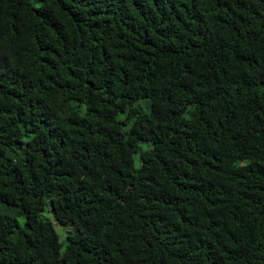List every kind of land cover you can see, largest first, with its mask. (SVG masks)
I'll list each match as a JSON object with an SVG mask.
<instances>
[{"label": "trees", "instance_id": "trees-1", "mask_svg": "<svg viewBox=\"0 0 264 264\" xmlns=\"http://www.w3.org/2000/svg\"><path fill=\"white\" fill-rule=\"evenodd\" d=\"M0 264H264V0H0Z\"/></svg>", "mask_w": 264, "mask_h": 264}, {"label": "rangeland", "instance_id": "rangeland-1", "mask_svg": "<svg viewBox=\"0 0 264 264\" xmlns=\"http://www.w3.org/2000/svg\"><path fill=\"white\" fill-rule=\"evenodd\" d=\"M140 104L143 105V110L148 111V107L144 105V99L139 100ZM150 145V141L141 140L140 141V147L146 148ZM135 166H139V158L138 153H135ZM42 218H50L53 222V225L58 233L59 239L62 240L66 236V232L68 231V227L60 222H58L56 219L53 218L52 213L49 210H44L41 214ZM23 217H20V222H23Z\"/></svg>", "mask_w": 264, "mask_h": 264}]
</instances>
